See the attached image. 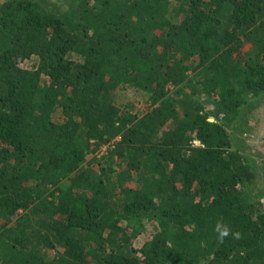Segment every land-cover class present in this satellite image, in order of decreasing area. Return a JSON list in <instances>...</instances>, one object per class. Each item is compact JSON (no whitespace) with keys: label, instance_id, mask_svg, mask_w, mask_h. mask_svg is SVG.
<instances>
[{"label":"trees","instance_id":"1","mask_svg":"<svg viewBox=\"0 0 264 264\" xmlns=\"http://www.w3.org/2000/svg\"><path fill=\"white\" fill-rule=\"evenodd\" d=\"M263 92L264 0L8 4L0 264H264L257 173L228 132Z\"/></svg>","mask_w":264,"mask_h":264},{"label":"rangeland","instance_id":"2","mask_svg":"<svg viewBox=\"0 0 264 264\" xmlns=\"http://www.w3.org/2000/svg\"><path fill=\"white\" fill-rule=\"evenodd\" d=\"M20 0H0V14L1 11L10 3ZM39 2L50 10L59 11L63 15H69V8L72 6V0H33ZM252 48L251 44L245 45L242 48V56L244 57ZM22 65L26 69H30L36 63V60L25 61ZM198 97L205 105L207 102L214 100H206V96L198 94ZM118 103L121 105L133 104L136 108V113L144 115L148 109L146 98L142 93L136 92L132 89L122 90L118 92ZM207 107H212L207 105ZM213 122L214 120L211 119ZM230 133L234 141V149L241 152L244 159L249 162L257 173V180L254 187H249V199H261L264 202V92L250 98L249 102L245 104L240 118L229 127ZM199 145L198 143H196ZM104 148L96 158L100 159L107 150ZM263 194V197H262ZM147 233L140 236L136 242V247H141L147 239ZM149 239V238H148Z\"/></svg>","mask_w":264,"mask_h":264},{"label":"clouds","instance_id":"3","mask_svg":"<svg viewBox=\"0 0 264 264\" xmlns=\"http://www.w3.org/2000/svg\"><path fill=\"white\" fill-rule=\"evenodd\" d=\"M221 235H227V232H223Z\"/></svg>","mask_w":264,"mask_h":264}]
</instances>
